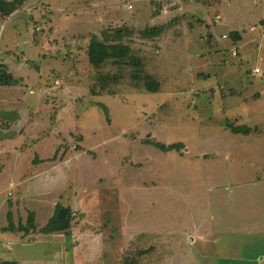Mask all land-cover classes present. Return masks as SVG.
I'll use <instances>...</instances> for the list:
<instances>
[{"label":"rangeland","instance_id":"374dc122","mask_svg":"<svg viewBox=\"0 0 264 264\" xmlns=\"http://www.w3.org/2000/svg\"><path fill=\"white\" fill-rule=\"evenodd\" d=\"M261 1L22 0L0 14V63L14 75L0 84V106L7 102L8 113L44 136L40 153L50 150L33 164L29 133L25 139L20 130L12 142L28 165L0 188L11 210L7 218L0 197V223H25L31 210L33 226L14 231L18 247L12 255L4 248L0 264H115L131 233L143 229L158 231L156 264H264V106L239 104L260 92L264 101ZM234 28H244L242 41L254 29L261 34L239 43V57L226 45ZM93 35L128 43L157 88L134 82L136 67L109 60L102 71L119 76L97 91L85 52ZM250 107L255 119L252 110L237 114ZM225 120L262 130L248 141L223 131ZM142 138L180 147L162 150ZM205 166L218 173L212 182ZM200 186H210L211 231L181 244L175 236L204 201L191 192ZM54 201L70 206V226L41 232ZM217 211L227 222L216 224Z\"/></svg>","mask_w":264,"mask_h":264},{"label":"trees","instance_id":"16d2710c","mask_svg":"<svg viewBox=\"0 0 264 264\" xmlns=\"http://www.w3.org/2000/svg\"><path fill=\"white\" fill-rule=\"evenodd\" d=\"M22 0H0V14L8 15L14 11ZM264 20V16L262 18ZM231 39H237L240 35L238 30H229ZM86 57L90 68L92 69V76L94 79V87L97 91L105 89L108 78L116 79L119 75L110 72L102 71V66L107 61L111 60L115 65H130L133 68L130 75L131 79L141 81L146 90H155L158 86L157 78L145 71H141L144 67V62L141 58L132 51L128 43L118 41L107 42L102 38L91 36L85 47ZM156 79H155V78ZM14 81V75L10 70H7L4 63H0V84H11ZM225 126L232 132L246 133L251 128L245 123L233 124L225 120ZM143 142L150 143L162 150L168 148L180 147L179 143L164 144L152 138H142ZM9 217V214H8ZM72 214L70 206L61 202H55L51 213L48 215L44 223L39 227L41 232L65 231L71 223ZM33 226V212L28 211L25 223L18 222L14 225L11 220L2 229H17L20 231H27ZM158 236L155 232L142 231L132 235L127 244L120 250L116 257L115 264H155L158 259L159 244L156 240Z\"/></svg>","mask_w":264,"mask_h":264},{"label":"crops","instance_id":"0c3cea01","mask_svg":"<svg viewBox=\"0 0 264 264\" xmlns=\"http://www.w3.org/2000/svg\"><path fill=\"white\" fill-rule=\"evenodd\" d=\"M260 1L261 0H259V2ZM263 2H264V0L261 1V3H263ZM254 5H256V3ZM97 19L99 20V17H97ZM262 21H264V20H262ZM258 24H260L259 27L264 25V23L263 24L258 23ZM260 28H262V27H260ZM234 29L238 30L237 28H234ZM243 29L244 28H242V30ZM242 30H238V32H239L240 35L238 36L237 39H228V41H226V45L228 46V49L229 50H231V49L233 50L234 49L237 52V57H239V52H238V45H240L239 43L250 42L251 40H254V39L256 40V38L261 35V34H259V29H254L255 31L252 30L254 32H252V31L251 32H248V34L251 33L253 37H251L248 40H243L242 41V35L244 34ZM224 33H225V31H222L221 34H220V37H221V35L224 36ZM253 71H258V69H255V67H254L253 68ZM259 97H261V92H260V94L258 93V95H256V96L252 95L250 99H248L246 101H242L239 104L246 105L249 102H257V103H255V104H257L255 107L256 108H262L264 106V101L263 100H260ZM26 102H28V101H26ZM0 103H2V102H0ZM27 104L29 106L31 104H33V99L32 100H29V102ZM3 107L4 108H2L0 106V113H1L0 114V122L4 123V124L0 125V188L3 187V186H5L6 184H9L10 182L15 181V179H16L15 172L17 170H19L20 168H22L23 167L22 165H24L25 162H27V160H24V158L23 159L21 158V155L19 154V152H16L19 149L17 147V145H13V143H12L13 140H15L17 138L18 133L25 132V133H22L20 135V137H23L25 139L28 138L26 135H27V133H29V136H30L29 139L33 143L32 144V146H33L32 151H33V154H34L33 155V158H32L33 164H35V163H41V162L45 161V159H48V157L46 158V154L50 151V150H47L46 154L40 153V149H41L40 146H41V144H42V142L44 140V136L42 134H39L38 132L34 131L33 124L30 127L26 126V123H28V122H26L23 119L21 120L20 119V116H21L20 114H19V118L16 119L15 116H18V115H15L14 114L12 116V112L8 113L9 112V109H8V106H7V102H6L5 105H3ZM255 107H250L249 109H242V112H237V114L244 115L245 114V111H246V113H250L249 111L252 110L253 112L251 111L252 113H250L249 118L255 119L256 118V115H258V112L255 110ZM13 109L14 108H11V110H13ZM17 110L18 109H16V111ZM4 111H6L8 114L7 113L4 114ZM242 113H244V114H242ZM5 123L7 124V126L5 125ZM19 123H20V126L21 127L18 126ZM23 123H25V124H23ZM252 123L253 122H246V124L248 126H251ZM23 125H25V126H23ZM250 128L251 129L248 132H246V133H242V132H232L225 125L221 129L223 131H227L229 133H233L235 136H238V133H241L242 135L241 136L239 135V136L240 137L245 136L246 139L249 141V140L253 139L257 134H259L261 132V130H262L260 128H257V129H253V127H250ZM27 129H29V130H27ZM20 130H21V132H20ZM141 142H143V141H141ZM244 149H246V151L249 152V153L252 151V149H249L247 146H244L243 145L242 148H240V150L243 151ZM212 152L213 151H211V152H209V151L204 152L203 151L202 152V156L203 157H212V156H215L214 155L215 152L214 153H212ZM225 155L226 154H224L223 156H220V160H221V158L224 159V156ZM51 157H53V155ZM27 165H28V162H27ZM206 168H207V166H205V168H204L205 171H209L210 170V169L209 170H206ZM238 173H239V169L234 168V169H232L230 171V176L231 177H235L236 175H238ZM219 174H220L221 177H224V176L227 177V175H223L221 173H219ZM217 175H218L217 172H216V174L211 175V173L209 171L208 174L205 175V176H207V181L206 182H212V178H215ZM246 177L244 176V178H246ZM236 178L238 179V176H236ZM188 186H189V188H191V185L188 184ZM201 187L202 186H200V187H193V191L194 192L191 190L193 196L196 197V199L198 201H199V197L201 199L202 196L204 197V201H203V199L200 200L201 210H198V211L194 212V215H193L194 221L190 222L189 223V226L187 228L183 229L180 233H178V236H175L178 239L181 238L180 239V243L181 244L182 243H185L186 241H191L194 238L193 236H196V234H198L201 230H208L209 232L211 231L210 223L208 222L207 218L205 217V211L208 209L207 208L208 198H207V192H206V190L210 186H208L206 189H202ZM198 188H200V189H198ZM55 202H57V201H54V203ZM58 202H61V201H58ZM1 203L5 205V207H4L5 210H6V213L5 214H6V217L8 218V214H9V216H11V210L8 209L9 206H7V204L4 202V200L2 199V197H1ZM29 211H31V210H29ZM221 213H222V211H220V212L217 211V221H216V224L219 223L220 221L227 222L226 221V218H224ZM11 219H12V217H11ZM7 222H8V220H6L3 223H0V256H1V254H3L2 253V250L4 248L7 249L6 250V254L7 255H12L13 250H16L17 247H18L17 246V240H13V238L14 239H17L18 238V236H16L14 234V231H20V230L12 229V228L11 229H2V227L5 226L7 224ZM13 224L16 225L17 222H15ZM142 231H150V232L158 233V231L155 230V229H152V230H150V229H143V230L133 231V233H131V236L134 235V234H136V233L142 232ZM225 256L228 257V255H225ZM241 258L242 259L243 258H249V256L242 255ZM163 259H165V258H163ZM184 259H187L188 260V258L186 257V255L184 256Z\"/></svg>","mask_w":264,"mask_h":264},{"label":"built area","instance_id":"2783aa9c","mask_svg":"<svg viewBox=\"0 0 264 264\" xmlns=\"http://www.w3.org/2000/svg\"><path fill=\"white\" fill-rule=\"evenodd\" d=\"M38 26H35V28H37ZM233 53H234V51H233ZM255 69H257L256 67H255Z\"/></svg>","mask_w":264,"mask_h":264}]
</instances>
